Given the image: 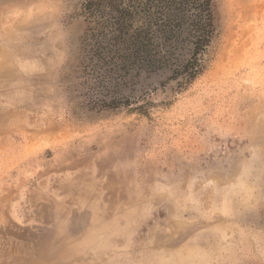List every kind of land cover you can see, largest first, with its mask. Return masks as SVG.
<instances>
[{"label":"rangeland","instance_id":"rangeland-1","mask_svg":"<svg viewBox=\"0 0 264 264\" xmlns=\"http://www.w3.org/2000/svg\"><path fill=\"white\" fill-rule=\"evenodd\" d=\"M48 231L58 264H264V0H0V257Z\"/></svg>","mask_w":264,"mask_h":264},{"label":"bare ground","instance_id":"bare-ground-1","mask_svg":"<svg viewBox=\"0 0 264 264\" xmlns=\"http://www.w3.org/2000/svg\"><path fill=\"white\" fill-rule=\"evenodd\" d=\"M4 10L2 9V12H5ZM101 168L102 167L99 166V170ZM98 174H100V173H98ZM73 177L76 178L78 176H76V174H75ZM80 177H81V175H80ZM110 177H112V175ZM67 179H70V178H66V180ZM70 180H72V179H70ZM53 186H55L57 191H59V190H63L64 189L65 184H64V182L59 181L56 184H54ZM69 191H71V190L67 189V190L64 191V193H66V192L69 193ZM110 194H112V193H110ZM112 197L114 198V196H112ZM113 198L112 199L110 198V199L113 200ZM119 198H121V197H119ZM67 204L70 205L69 203H67ZM60 205L59 206L57 205V208H56V211H55L57 216H59V217L61 216V218L57 217L58 218V222H59V226L58 227H61L64 230L66 229L68 231V233L71 232V234H77V232H81L82 229H80L78 227L77 228L75 227V218L76 217L73 216L75 214H72V216L69 217L68 213H67L68 211H66V207L63 204H60ZM107 211L108 210H106V209H102L101 211L98 212V214L105 215L107 213ZM55 217H56V215H55ZM80 218H78V219H80L79 222L83 221L85 219V215L80 217ZM109 220L110 219H108L107 217H105L102 221L100 219H97V218L93 219L91 221L90 225H89V228L87 229L89 232L83 233L82 239H86V238L90 239V234H91V236H92L91 239L92 240L95 239V241H96L97 237L95 235V232L97 230H104L106 228ZM91 231H92V233H91ZM27 232H29L28 229L24 230V233L18 234V237L19 238H23L26 241L27 240L29 241L30 240V233H27ZM31 236H33V234ZM34 237H35V234H34ZM111 237H112V239L114 238L109 233L103 232L101 235L98 236V239L106 238V242L109 243L108 240H110ZM32 240L34 241V243H33L32 248H31V253L27 252L28 247H24V245L22 246V245H19V244H15V248L13 250V252H15V253L12 254V250L10 251V249H11V247H13L14 241L11 242L10 245L8 244L9 245L8 246L9 247L8 252H6V256L4 258L0 257V264H47V263L48 264H58V261L62 260L66 256L74 255L76 257L75 261H78V260H82V258L80 256L85 254L84 251H82L80 253V249L78 251V244H79V242L81 243L82 240H77L75 242V240L69 239V237L66 234L61 235V234H57L56 233L52 237V236H50V232L48 231V232H46V235L39 236V237H37L35 239L33 238ZM66 240H71V242L67 243ZM166 241H167V239H166ZM82 243H83V241H82ZM107 243H106V247L108 246ZM48 244H50L49 247H48ZM58 245L61 248L57 250V253L55 251V253L52 254L51 251H49V250L51 248L52 249L57 248ZM34 255H36V256L34 257ZM92 255H94V254H92ZM84 264H92V262H87V263H84Z\"/></svg>","mask_w":264,"mask_h":264},{"label":"trees","instance_id":"trees-1","mask_svg":"<svg viewBox=\"0 0 264 264\" xmlns=\"http://www.w3.org/2000/svg\"><path fill=\"white\" fill-rule=\"evenodd\" d=\"M193 6H195L194 4H192V8H193ZM197 7H199L200 9H202V5H199V6H197ZM195 8V7H194ZM195 10H197V8H195ZM199 10V9H198ZM208 12V17L210 18V11L209 10H207ZM207 19V18H206ZM162 20H163V18H162ZM206 21V24H205V26H207L208 24H207V22H208V20H205ZM162 22H164V23H168V22H170V21H166V20H163ZM201 33V32H200ZM164 40H166V41H168V38L167 37H164L163 38ZM196 40H198L197 42H196V44H194V47H198V43H200L201 42V39L203 40V36H199V37H197V38H195ZM143 49V48H142Z\"/></svg>","mask_w":264,"mask_h":264}]
</instances>
